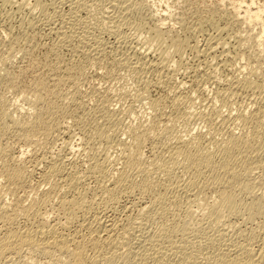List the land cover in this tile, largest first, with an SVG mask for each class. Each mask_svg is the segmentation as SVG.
<instances>
[{"label": "rangeland", "instance_id": "374dc122", "mask_svg": "<svg viewBox=\"0 0 264 264\" xmlns=\"http://www.w3.org/2000/svg\"><path fill=\"white\" fill-rule=\"evenodd\" d=\"M19 1H21V2H19ZM75 1L76 0H13L11 5H9L10 2L4 3V1L2 0V2H3L2 3L0 0V80H1L0 81V83H1L0 84V103L2 102L0 105H2L1 107L4 109L9 107L5 110L3 109L4 114L2 112H0V119H1L0 120V126L1 127L3 126L2 129L0 127V133L7 132V133L0 134V142L3 143L2 145L0 143V145H1L0 146V168H1L0 169V194H1L0 195V206H1L3 211L6 210V211L10 212L11 207H13V205H14L13 203H16L17 201L23 207H32V208H35L37 210L39 209L38 211H40L41 209H44V210H41L40 212H45L46 210L50 211V209L54 206V203H56L57 200H59V198H61V195L70 194L69 193L70 192L69 187H67L63 183L61 178L56 173L50 172L51 171L50 168L52 167L53 163L56 162V164H57L58 162H60V159H63L61 157H65V160H66L65 162L71 164L68 166H71L72 169L70 168L68 170L69 171L71 170L70 172H72L73 174H76V175H74L75 176L74 180L77 183L75 185L76 186L81 185V186H79L80 188L85 186V188L89 187L88 189H92L93 187H95V177L92 175L90 176L91 178L89 176H87V177L84 176V175L88 174V173H86L88 168L86 167V169H85L84 167L86 164H87L86 166L89 167V165H88V164H90L89 162L93 161L92 159H95L96 154L99 155L102 152L101 156H104L105 153L106 154L108 153V155H109L108 159L110 157H112L111 159H109L107 161V164L109 165L108 169H109V171H111V170L113 171V172L108 171V174H109L108 178L110 180L109 182H113L115 180V178L117 177V171H119L123 167V166H121V164H123V163H121V162H123L122 161L123 160V152L120 153L119 151L120 150L123 151L124 148L131 146V145H129V144H132V135H131L130 130H134V129H136V127H138L137 129H139L142 132H143V130L145 131V129H146L145 132L149 131L147 133V135H145V138H147V139L144 138L145 142L142 145L143 146L142 150L144 152L143 158L147 156L146 161L144 159V161L146 163L148 162L147 165H150L151 162L152 163L155 162V161H153V159L157 160V157H155L154 154L156 156H158L160 154V156H158V157H163L164 159H168V156H169L168 152L172 148H174L176 145L179 144L181 138L183 141L188 142L193 137V134L194 135L199 134V135L203 136L204 142H209V141H222V140L229 138L232 135H235L238 137L245 136L247 140L248 139L251 140L252 139L251 137L253 135L252 133L256 132V134L257 133H259V134L256 135L257 137H255V139L258 138L257 142L262 141L260 139L264 137V131H261L260 128L264 129L263 128L264 127V125H263L264 124V107H263V104H264V79H263L264 78V33L262 32V25L264 24V21L258 22V23L245 21L243 16L245 15L244 10L246 9V5L242 4L241 8L240 9L238 8L239 10L237 9V7L239 6L238 4H239L240 0H145V1L143 0V2H145L144 5L146 4L145 6H147V7H145V9H144L145 11L142 12V14H143V15L141 14L142 17L141 16L138 17V15H136L137 14L136 12L134 13V12L130 11L129 12L130 15L128 16V18L130 17V19L128 20L127 24L126 23L124 24L125 26L122 24H119V25H121V27L120 26L118 27V23H116L115 26L112 27L113 29L115 28L114 29L115 32L118 31L119 33H121V34H119L118 32H116V33H118L117 36H116V33L109 31L112 29L108 25L109 22L104 24L101 21L103 18L102 15L107 16L106 11L110 8V4H108V3L112 4V2L110 0H108L109 2L107 0H87V1H91L90 4L91 3H93V4L98 3V4L94 5V7H93L94 9L92 8L93 4L90 6L91 9H90V7H88L87 10L89 12H86L87 10L86 11L81 10V11H75L76 14L74 13V11H72L73 10L72 6L74 5V3H72V2H75ZM112 1L115 2L116 0H112ZM121 1H122V3H124L123 1H125V3H129L131 0H121ZM250 1L251 0H246V3H247V5L248 4L250 5V8L252 10H255L259 6H263V8H264V0H254L253 5L250 4L251 3ZM14 2L16 4H17V2L19 3L18 7L14 6L15 5ZM36 2L39 3L38 6L36 5ZM117 2H118V0H117ZM6 3H8V4H6ZM3 4H6L8 6L3 5ZM22 4H24L25 6ZM99 4H100V6H98ZM9 6H11V7H9ZM21 6L24 7V8H22L23 12L21 10ZM42 6H43V8H42ZM148 6L150 8H148ZM107 7H109V8H107ZM19 8L21 11L19 10ZM39 8H42L40 10H41V12L43 10V12H44V13L42 12L43 14L39 13L40 12L38 10ZM16 9H18L19 11H17ZM45 9H46V11H45ZM234 9H236V10H234ZM30 10L32 12H30ZM110 10H111V8L109 9V11ZM237 10L239 11V14H237ZM70 11H72V12H70ZM155 11H156V13L157 12L158 13L157 14L154 13ZM169 11H170V13H169ZM11 13H13V14H11ZM131 13H133V15H131ZM37 14H39V15H37ZM73 14H75V15L73 16ZM50 15H52V17ZM155 15H156V17H158L157 20H156ZM33 16H35V17H33ZM56 16H58V17H56ZM60 16L62 18H64L65 20L66 19L73 20V18H75V17H77L78 20L81 19L82 21L79 20V21H81L80 27H84V29H86V31L88 33V34H86L87 35L86 37L90 38V39H94L93 37L97 36L96 38L100 39V44H102V46H104V47H102L101 45H100L101 47L99 46V52L100 53L98 52L97 54H95V53L92 54L93 52H95V50H98V48L93 50V48L96 47L94 45V40L92 41V40L88 39L86 41L87 42L86 50L88 52L89 49H91L90 50L91 53L88 52V55L90 54L91 56L84 54L86 56L85 58H84L83 53L81 54L80 51L75 50L76 49L75 47H78V44L81 47L83 45V44H81V42H77V41H80V40H78L77 37L72 38L71 40L69 39L68 41H65V42H61L59 40V37L61 39L62 36L60 35V33H58L56 30H54V29H56V26L58 25L57 27H59V24L61 23ZM28 17H29L30 21L33 19L31 22L28 21V23L30 22L29 24H27V20H29ZM159 17H162V19H164V21H163L164 23L161 24V26L163 25V27H162L163 31L166 30V33L167 32L170 33L169 30L172 31V34L170 33V35L167 33L168 38H166V39H170L171 37L176 38V39H180V40L184 39V41L187 40L186 42H188L189 45H192L193 43L197 44L199 49H200V47L202 49H203V47H206V45L208 44L207 42H209V40H210V43L214 42L213 44L216 47H214V50H210V49H212V48H210L208 51V52H211V55L215 54L214 64L210 63V62H213V60H211L213 56L209 57L208 55H206L207 56L206 57V56H201L198 54L196 55L195 54L196 51L195 50L191 51V48H189V46L188 47L185 46V49L183 48V50L181 52V64H180L177 61L178 57L174 53V48L172 49L173 46L170 45L171 40H166L165 43H167V42H169V43H167V44L163 43L162 44V42H164L165 39H164V41L162 40V41L158 42L159 40L156 41L155 39H153L150 36L151 29L154 28L156 25L160 24ZM133 20H134V22L138 20L136 23V25H138V26L135 25ZM83 21H85V23ZM36 22H39V23H36ZM33 23L35 26H33ZM111 23H109V24L113 25V23L112 24ZM131 23H133L134 25H132ZM146 23L148 25H146ZM22 24L23 25L26 24L27 26L26 25L23 26ZM84 24H85V26H83ZM140 24L141 25L143 24L145 27L144 26L140 27ZM184 25H186V26H184ZM32 26H33V28H32ZM132 26H134V27H132ZM150 26H154V27L150 28ZM48 27H50V28H48ZM139 27H140V29H139ZM89 28H90V30H89ZM106 28H108V31L106 30ZM70 29H69V27L67 28V30L64 29L65 33H67V35L70 34V32H69V31H71ZM81 29L84 30L83 28H81ZM109 32H112L113 34L111 33L112 34L111 35ZM18 33L21 36V37L19 36V38H18V36H16V35H18ZM146 33H147V36L149 39L146 38L147 37ZM120 35L121 36L123 35L122 37L124 39H121L122 37ZM179 35H180V38H179ZM126 36H128V37H126ZM189 36L190 37L192 36L191 39H189L190 38ZM211 36H213L215 38H213V37L211 38ZM28 37H30V38H28ZM31 37L34 40H32ZM221 37H223V38H221ZM208 38H210V39H208ZM15 39H17V40L19 39V41H17V43H16ZM147 39H148V41H147ZM151 39H153V41ZM192 40H193V42H192ZM206 40H208V41L206 42ZM211 40H213V41H211ZM28 41H30V42H28ZM57 41H60L62 44H59V42H57ZM150 41H152V42H150ZM155 42L159 45H157ZM205 42H206V45L204 44ZM63 43H65V44H63ZM123 43H126V45ZM150 43H152V44H150ZM190 43H192V44H190ZM91 44H93L94 46L92 45L93 47H91ZM138 45L141 46V48L143 50H144L143 47H145V49L147 47H149L151 49V50H149V53L145 57V59L150 58V60H154L156 58L154 56H156L158 54V52L160 50H163V49H167L168 51H171L170 53L173 52L174 54L172 53L171 55H174V56L169 55V57L170 58L173 57L172 59H174V60L176 59L175 61L172 60V61H174L172 64H174L176 62L173 65L174 67L172 66L174 71H176V75H174L176 77L173 78L175 81L172 78H169V76L167 77L165 75V73H162V72L160 73V70L157 71L156 69H158V68H156L155 66H152V64H153V63H151L152 61L144 60L143 65H138L139 66L138 68H140V67L141 68L137 72L134 68H132L131 64H128V63L124 62L123 60H121L131 50H134V49H132V48H134V46H138ZM156 45L158 47H156ZM162 45H165V46H162ZM166 45L169 47H167ZM214 45H212V46H214ZM221 45H223L224 48H222L223 46L221 47ZM56 46H58L59 48ZM151 46H153V47H151ZM55 48L57 50V53H54V52H56ZM129 48H131V49H129ZM153 48L158 50L157 53H156V50H152ZM186 48H189L190 50L186 49ZM50 49H52V52ZM58 49L60 51H58ZM120 49H122V50H120ZM137 49H140V48L135 47V50H137ZM142 49H140V50H142ZM109 51H111L110 52L111 54L109 53ZM219 52L222 56L219 54ZM221 52H223V53H221ZM29 53H30V55H28ZM45 53H47V54H45ZM153 53H154V56H151V55H153ZM48 54L50 56H48ZM58 54L61 56H58ZM100 54H104V55H100ZM217 54L220 55L219 56L220 58H217ZM45 55H47V57ZM92 55H96V56L92 57ZM114 55H117V56H115L114 60H113ZM44 56H45L46 60H44L45 59ZM72 56H73V58H72ZM79 56H81V57H79ZM48 57H51V59ZM57 57H59V58H57ZM95 57H98V58H95ZM117 57L120 60H118ZM120 57H123V58H120ZM91 58H93V59H91ZM33 59L36 60L37 62L33 61ZM55 59H58V60H55ZM81 59H84L85 61H83ZM40 60L44 61V62L41 63V62H39ZM88 60H89V62H88ZM59 61H61V62H59ZM201 61H203V62H201ZM74 62L75 63L86 62V63H83L84 66H83L82 70H80V71H75V72L69 71V67H71L73 65L72 63H74ZM115 62H117V63H115ZM122 62H124V63L122 64ZM146 62H150V63H148L150 65L147 64V66H146ZM207 62L209 64H211L212 67L210 65H207L208 64ZM37 63L39 65H36ZM66 63L70 66H66L67 65ZM119 63H121V64H119ZM221 63H223L224 66ZM34 64L38 67H36ZM200 65H202V66H200ZM126 66H127V68H126ZM217 66H219L218 69H217ZM43 67L45 68V70L42 69ZM129 67L132 70L128 69ZM203 67H206V69L209 68L208 70H206L207 72H204L205 68L202 69ZM152 68H154V69H152ZM213 68H214V71L212 70ZM63 69H65V70H63ZM136 69H137V67H136ZM145 69L148 71H145ZM141 70H143V71H141ZM194 70H195V72H194ZM200 70H201V73H200ZM251 70L253 73L257 72L256 73L257 75H253V73L250 74ZM132 71H134V72H132ZM150 71H151V73H150ZM210 71H211V74H209ZM154 72L155 73L159 72V73H157V75H156V74H154ZM70 73H72V74H70ZM81 73H83V74H81ZM140 73H141V75H140ZM212 73H214V74H212ZM163 74L165 77L163 76ZM258 74L260 76H258ZM2 75H4V77ZM66 75H68V76H66ZM159 75H160L161 79H160V77H156ZM203 75L211 78V81H208V80H210L208 77H207V79H205L206 77ZM211 75H214V78H216L218 81L216 79H213L212 78L213 76L211 77ZM61 76H63V77H61ZM141 76H143V77H141ZM202 76H203V78H202ZM245 76H247V77H245ZM249 76H251V77H249ZM14 77L16 80L14 79ZM73 78H75V80ZM167 78H169V79H167ZM3 79H4V81H2ZM9 79H11V80L9 81ZM42 79H43V81H42ZM35 80H39V82H35ZM166 80L170 81V82L173 81V82H171L173 84H171L170 82H167ZM180 80L183 83L182 86H179V85H181ZM44 81H46V82H44ZM210 82H212L213 84H211ZM215 82H216V84H215ZM177 83H179V84H177ZM54 84L55 85L57 84V85L55 86ZM170 84H171V86L174 85V86H177L179 88V89H177L174 87V89H170L171 92L173 91L172 92L173 95L169 91V88H173V87H170ZM202 84H203V86H202ZM36 85H38V86H36ZM44 86H46V87H44ZM230 86H232V87H230ZM32 90H34L36 92H34ZM220 90H222V91H220ZM27 91H30L29 94L27 93ZM43 91H45V93ZM216 91L219 93L216 94L217 93ZM46 92H48V93H46ZM41 93L45 96V98H44V96H42ZM39 94H41V95H39ZM50 94H52V95H50ZM140 94H142V95H140ZM221 95H222V97H221ZM46 98L48 100H46ZM145 98H148V99H145ZM172 98H174V99H172ZM177 98H180V100ZM77 99H80L81 101L77 100ZM224 99H225V101H224ZM226 99H227V101H226ZM178 100H179V102H178ZM255 101H259V102H255ZM152 102L155 105L152 104ZM47 103L51 104L49 112H52V113L51 114L50 113L44 114V116H45L44 117V119H45L44 125L36 128L37 130H40V131L33 130L32 132H30L28 134V136L32 135L33 137L31 136V137H28V139H27V137L19 139V137L16 135V131H13V129L16 130L17 128H19V125L29 126L30 122H32L31 124L35 123V121H36L35 114L39 113L46 106ZM8 105H10V106H8ZM39 105L41 108L39 107ZM102 105H103V107H102ZM30 107H31V110H29ZM35 107H37V108H35ZM20 108H21V110H20ZM25 108H27V109H25ZM163 108H165V109H163ZM254 110H256V111H254ZM258 110H259V112H258ZM107 111H110L112 113V117L109 118L108 116H106L105 112H107ZM255 112L257 113L259 119H261L258 121L260 123L261 122L263 123V124L261 123L262 125L260 127L257 126V128L255 127L257 124L251 120V116L256 115ZM54 113H56V114H54ZM191 113H193V114H191ZM214 113H217V114L215 115ZM206 114H209L213 118L209 119L210 116L209 115L207 116ZM239 114H241V115H239ZM246 114H247V116H246ZM261 114H263V115H261ZM13 115L17 118H15ZM194 115H196V116H194ZM203 115H205L204 118H206V119H204V118L202 119ZM6 116H9L10 119H9V117H8V119H6ZM169 116H171V117H169ZM223 116L225 117L226 123L223 120L224 119ZM242 116L250 118L249 119L250 123L248 122V120L246 122L242 121V120H241L242 122L239 121L240 117H242ZM261 116H262V118H261ZM55 117L58 119H56ZM31 119H33V120L31 121ZM233 119H236V120H233ZM208 120H210V121H208ZM13 121H15V123ZM19 121H21V122L23 121V123L18 124ZM222 121H223V123H222ZM80 122H81V124H80ZM103 122H104V125H103ZM8 123H10V124H8ZM24 123H25V125H24ZM100 123H101V125H100ZM107 123H108V127H107ZM245 123H248L249 125L248 124L244 125ZM4 124H5V127H4ZM13 124H14V126H13ZM250 124H252V126ZM9 126H11V128ZM52 126H57V127H52ZM66 126H68V127H66ZM78 126H80V127H78ZM96 126H98V127H96ZM249 126H251L252 128ZM105 127H106V129H104ZM3 128H5V129H3ZM42 128H44V129H42ZM56 128H58V129L60 128V129L58 130ZM90 128H93V129H90ZM98 128H101V129H98ZM109 128H113V129H109ZM143 128H145V129H143ZM246 128H248V129H246ZM253 128H254V130L252 131L251 129H253ZM7 129H10V131ZM41 129L43 131H41ZM44 130L46 131V133L44 132ZM111 130H114V131L109 132ZM127 130H129V131L127 132ZM258 130L260 132H258ZM96 131H98L100 133L103 132V133L100 136H98L99 134H94V133H97ZM150 131H151V133H154V132L155 133L149 134ZM251 131H252V133H250ZM36 132H37V135H36ZM86 133H88V134L86 135ZM92 133H93V136H90V135H92ZM113 133H114V135H113ZM166 133H168V134H166ZM10 134H13V135H10ZM59 134H61V135H59ZM69 134H70V136H69ZM105 134L109 135L108 138H110V139L109 140L107 139V140L111 141L113 143H110L108 141L104 142V135ZM260 134H262V136H260ZM6 135H8V136L5 137ZM63 135L65 136L64 139H68V140H64L63 138H61V137H63ZM258 136L260 137V139ZM83 137H86V138L82 139ZM89 137H91V138H89ZM178 137H181V138H179L180 139L179 141H177ZM98 138H99V140H98ZM129 138H131V140ZM209 138L212 140H210ZM223 138H225V139H223ZM13 139H16L17 141L13 140ZM18 139H19V141H18ZM23 139L24 140L27 139L26 142H23L24 141ZM45 139H47V140H45ZM87 139H88V141H87ZM20 140H21V142H20ZM42 140H44V141H42ZM83 140H85V141H83ZM123 140H124V142H123ZM35 141H40V142H35ZM66 141L68 142V145H65ZM99 141H101V142H99ZM175 141H177L178 143ZM30 142L33 144H30ZM63 142H64V144H62ZM156 142H158V143H156ZM36 143H39V144H36ZM106 143H108V144L105 146ZM121 143L124 145H122ZM34 144H36V145H34ZM93 144H96V145H93ZM125 144L128 146H126ZM152 144H153V146H152ZM4 145H5V147H3ZM26 145H29V146H26ZM50 145H51V147H50ZM63 145L67 146V147H64ZM155 145H156V147H155ZM190 145L192 146L193 144H190ZM121 146L123 148H121ZM6 147H8V149H6ZM150 147L153 149H151ZM70 148H72V150ZM157 149H160V150H157ZM161 149L164 150V151H162L163 154L161 152ZM1 150H3L4 152L3 151L1 152ZM28 150H30V151L28 152ZM67 150H69V151L66 152ZM151 150H152V153H151ZM9 151H10V153H7ZM26 151L28 152V154ZM157 151H158V154H157ZM22 152L24 153L23 158L21 161L18 162L19 165L20 166L22 165L21 167H23V169H24L22 178H20L21 181L20 180H18L17 182L14 181V183L6 181L7 179L5 178V176H3L4 175V173H3L4 169H2L3 166L5 167V165L8 164V162H10V163L16 162L17 157ZM48 152H51L52 155H50V153H48ZM98 152H100V153H98ZM3 153H6L7 155L3 154ZM117 153H120L121 155H119ZM8 154H10V155H8ZM41 154H42V156H44L43 154L46 155L45 156L46 160L40 164L38 160L42 157ZM57 154L59 155V157H57ZM12 155H13V157H12ZM49 155H50V157H49ZM66 155H68L67 156L68 158L66 157ZM98 155L96 158H99V159L104 158V157H100V155L98 157ZM117 156L119 157V159H121V161L116 162V164H115L114 162L116 159H117V161H119ZM7 157H9V158H7ZM10 157H12V158H10ZM31 157H33V158H31ZM87 157L90 158L91 160L88 159ZM47 158H48V160H47ZM148 158H151V159L153 158V159L151 160ZM255 158L257 161L256 164H258V163H260V164H258L259 165L258 166V165L253 163V166H252L253 170H251V171H253V172L250 173V177H251L250 182L252 181L251 182V185H252L251 188L252 189L250 191H248L249 192L248 193L245 190L241 189V186L237 187L238 185H236V188L234 189V193L236 192L235 193L236 200H237V202H239V203H236V205L238 207L234 206L235 207V208L233 207L234 209L224 208L223 210H221V216H220L217 227L221 228V229L222 228L226 229L227 234L231 235L230 239H229V235H226L227 240L229 241V242H226V245H229L227 243L233 244L234 243L233 241L240 242V243L243 242V244H247L245 242L244 237H242V236L239 238L238 237L233 238L234 234L232 235V233L235 232L237 229L241 228V229H243L242 233H244V236H248L249 234H253V235L255 234L254 235L255 238L253 237L254 241H255L254 242L255 244L253 246H255V248L261 247V246H262V248L264 247V228H262V227H264V218L261 219V218H257V217H254V218L250 217L249 215H247L248 212L245 208V206H246L245 204H249L254 198H260L261 200H264V162H263L264 154H262V153L256 154ZM12 159H14V160H12ZM261 159H263V160H261ZM2 160H4V162H2ZM7 160H8V162H7ZM259 160H260V162H259ZM5 161H6V163H5ZM109 161H111V162H109ZM108 162L110 164L112 163L111 164L112 167ZM33 163H34V165H33ZM72 163H74V164H72ZM36 164H37V167H35ZM45 165H47V166H45ZM72 165H74V166H72ZM76 165H78V166H76ZM113 165H114V167H113ZM255 165H256V168H255ZM260 165H262V166H260ZM116 166H117V168H115ZM79 167H81V168H79ZM149 167H151V166H149ZM30 169H32V170H30ZM33 169H36L35 172L33 171ZM84 169L86 171L84 172L83 175H81L79 177L78 176L79 173L80 174H81V172L83 173ZM24 171H26V172H24ZM1 172H2V174H1ZM29 172H31V173H29ZM49 175H53V176H49ZM56 176H58V177H56ZM111 176H112V178L115 176L114 179H112ZM183 176L184 175H180V179L186 178L185 176L184 177ZM24 177L27 179H25ZM139 177H141V176L138 173H135V171L132 173V179L135 182L140 181V180H138V179H141ZM134 178H136V179H134ZM82 179H84L85 181H83ZM76 180H78V181H76ZM4 182L5 183L7 182V183L5 184ZM16 185L17 186L19 185V186L17 187ZM52 185H54V186H52ZM55 186L57 188H55ZM58 186L62 187V188H59ZM7 188H9V189L11 188L10 191H7L8 190ZM3 189H6L5 192ZM19 189H23V190H19ZM203 190L204 191L202 193H200V195L205 196L204 194H206V198H208L206 200L209 203V204L208 203L207 204H208V206H210V204L214 203L213 201H214L216 195L215 194H214V196H212V195L214 192L216 193V191H215L216 189L211 188V187H205ZM55 191H57V192L55 193ZM67 191H69V192H67ZM6 192H8V193H6ZM46 192H51L50 196H51V198H54V199H51L50 204L48 202V204L44 205V206L47 205L46 206L47 209H46V207L40 206V204H38V203H40V200H41L40 197L42 198L44 193H46ZM136 193L137 192L134 191L131 194L129 193L130 195L127 193L128 194L127 195L125 192H122L117 196L120 198H116L118 200H116V199L114 200L116 202L109 200V202L107 201L109 204L107 202H104L103 204H100L98 206L99 207L98 209L103 208L105 210L104 215L106 216L108 214L106 216L107 218H108V216H110L108 219L115 218V219H118L117 220V221H119L118 223L123 221L121 224H126L125 218L127 216H130L131 222H133L132 224L136 226V228H135V226L133 227V228H135V229H133L135 231H132V234H131V235H133V237L130 236L129 237L130 240H127L129 243L127 245V247L129 245H132V246H130V249H132V250L129 251V252H132L131 253V259L132 260H130L131 262L129 261L128 263H125V264H135L136 261H139L140 260L139 255L141 254L139 247H138L139 243L145 239L144 236L147 235V233L158 232L164 226L162 224L164 222V220H160V218H158L156 216L152 217V218H154V220H156V222L152 221L153 220L152 218H150L152 220H150L148 222L147 216L145 215L146 213H141V211L138 208L139 206L137 204H135L136 207L133 206L132 209L130 208V210H132V211L127 210L126 206H130V204H132L133 201L136 202L139 199L138 193L137 194ZM2 194H4V196ZM5 194H7V195H5ZM88 194H90V193H88ZM57 195H58V197H57ZM101 196L105 197V194H103ZM250 196H252V197L250 198ZM4 197L6 198V200ZM16 197H18V198H16ZM8 199H9V201H11V200L12 201L9 202V201H7ZM181 199H182V201H181L182 206H181V209L179 210V213L178 212H177V214L175 213V216H176L175 220H177V217L181 218L183 213L185 214L187 209L189 210L190 208H192V209H190V212L188 211L190 213V217H188V221L186 222L188 224L190 223L188 225L190 228L187 227L186 231L187 230L188 231L182 232L185 234H181V233L176 234L177 238H175V239H181V238L184 239L185 238L186 241L190 243V245H191L192 240L198 241L200 239L199 240L200 242L204 241L202 239L203 238L205 239V237H204L205 232L206 231L207 232L213 231L209 227H207V222H206L207 219L205 218L206 216H204V215H207L206 214L207 212L206 211L205 212L203 211L204 213L199 212L201 210H198V209H200V207L202 206V203H199V201L196 200L197 201L196 202V201L192 200L193 198L189 199L186 197H182ZM20 200L23 201V203L20 202ZM187 200H189V201H187ZM119 201H121V202H119ZM247 201H249V203H247ZM105 203H107L108 205ZM104 204H105V206H104ZM112 204H113V206H112ZM116 204H117V206H114ZM243 205H245V206H243ZM101 206H103V207H101ZM109 206L112 208H110ZM122 206H124L126 208V210ZM7 207H9V208H7ZM107 207L109 209H106ZM191 210H193L195 212L193 214H191L193 212ZM231 211H233V212H231ZM118 215L120 218L118 217ZM125 215H127V216H125ZM245 216H247V217H245ZM20 218H18L20 220H17V222H16V224H17L16 227L18 229H22V228L24 229V227L26 226L25 225L26 222L24 221L25 219H23L22 217H20ZM140 220L142 223H140ZM145 221H147V223ZM161 221H162V223H161ZM171 221L172 220H169V219L167 221L165 220L164 224H167V223L170 224ZM179 221H181V220L179 219ZM23 223H25V224H23ZM138 223L142 224L144 228H142V225L139 226ZM169 224H167V225H169ZM144 225H146V226H144ZM203 227H206V228H203ZM1 228L2 227L0 224V231L3 230V228L2 229ZM201 228H203V229H201ZM215 228L216 227H214L213 229H215ZM261 228H262V230H261ZM201 230H203V231H201ZM2 232H0V234ZM135 233H138V234H135ZM139 234H143V235H139ZM198 237H199V239H198ZM196 239H198V240H196ZM208 240L211 241V239H208ZM227 240L225 239L224 242ZM133 241L135 243L136 242L137 243L135 244ZM213 241H215V240H213ZM237 244H239V243H236L235 246ZM190 245L188 244V246L185 248L186 252H188V250H191V252H192V251H194V249L196 252V247L193 244H192V246H194V248ZM226 245H223V246H226ZM256 245H257V247H256ZM229 246L232 248L234 246V244H233V246H231V245H229ZM127 247H125V248L122 247L123 249H121L120 251H122V252L126 251ZM233 248H236V247H233ZM127 252H128V250H127ZM29 254L30 253H28V252H24V253L18 255L20 257H16V256L11 257V258H9V260L12 259L11 261L5 259L4 263L2 262L0 264H15V263L16 264H20V263L21 264H37V263L55 264L54 262L51 263V262H48L46 260L44 261V259H42L40 257H35L34 255H29ZM187 254H189V253H187ZM201 254H203V253H200L199 255H201ZM30 256H31V258H30ZM202 256L203 255H201V259L203 261L201 263L205 262V260L203 259L204 257H202ZM38 258H40V259H38ZM174 258L176 259V257H174ZM32 259L36 260L35 263H34V261H31ZM175 259L173 260V261H176V262H174L175 264H178V263L183 264L184 263L182 260L180 261L178 259H176V260ZM8 261H9V263H8ZM132 261H134V262L132 263ZM122 262L124 263V261H122ZM122 262H119V263L121 264ZM136 264H143V263L140 261V263L137 262Z\"/></svg>", "mask_w": 264, "mask_h": 264}, {"label": "bare ground", "instance_id": "6f19581e", "mask_svg": "<svg viewBox=\"0 0 264 264\" xmlns=\"http://www.w3.org/2000/svg\"><path fill=\"white\" fill-rule=\"evenodd\" d=\"M4 3L5 2H10L9 5H11L12 1L13 0H3ZM108 1V0H107ZM112 2L111 3H108L110 4V8L111 10L109 11V8L107 11H106V15L107 16H103L102 15V22L104 24H106L107 22L109 23H113V25H109V27H114L116 23H118V27L121 25L119 24H122L124 25L125 23L127 24L128 23V20L130 19V17L128 18V16L130 15L129 12L132 11V12H136L138 15V17L141 16L142 12H144L145 10V6L143 2V0H131L129 3H125V1H123L124 3H122L121 0H117L114 2L112 0H110ZM121 1V2H120ZM145 1V0H144ZM2 2V0H1ZM21 2V1H19ZM89 2V3H88ZM91 1H87V0H76L75 2H72L74 3V5L72 6L73 7V10L74 13L76 14L75 11H81V10H84L86 11L88 9V7H90L93 3L90 4ZM101 2V1H100ZM109 2V1H108ZM147 2V1H146ZM251 3L250 4H254V0H251L250 1ZM3 3V2H2ZM15 3V2H14ZM25 3V2H24ZM54 3V2H53ZM8 4V3H6ZM6 4H3V5H6ZM18 2L17 4L15 3L14 6H17L18 7ZM38 2H36V5L38 6ZM67 4V3H66ZM70 4V3H69ZM98 3H95L93 4L92 8L94 7V5H96ZM244 4L246 5V9L244 10V13L245 15L243 16L244 20L245 21H248V22H263L264 21V8L263 6H259L257 7L255 10H252L250 8V5L246 3V0H240L239 1V6L237 7V9L241 8V5ZM24 5V4H22ZM31 5V4H30ZM55 5V4H54ZM71 5V4H70ZM8 6V5H6ZM13 6V7H14ZM20 6V5H19ZM25 6V5H24ZM100 6V4L98 5ZM103 6V5H102ZM11 7V6H9ZM30 7V6H29ZM36 7V6H35ZM41 7V6H40ZM22 7L21 6V10H22ZM43 8V6H42ZM42 8H39L38 10L40 11L39 13H42L40 9ZM105 8V7H104ZM148 8H150L148 6ZM31 9V8H30ZM33 9V8H32ZM91 9V7H90ZM94 9V8H93ZM238 9V10H239ZM5 10V9H4ZM10 10V9H9ZM17 11L19 10L16 9ZM20 10V11H21ZM29 10V9H28ZM236 10V9H234ZM237 10V14H239V11ZM7 11V10H6ZM16 11V12H17ZM46 11V9H45ZM70 11V12H72ZM23 12V10H22ZM30 12H32L30 10ZM35 12V11H34ZM49 12V11H48ZM86 12H89L88 10ZM236 12V11H235ZM44 13V12H43ZM42 13V14H43ZM152 13V12H151ZM156 13V11L154 12ZM158 13V12H157ZM156 13V14H157ZM170 13V11H169ZM7 14V13H6ZM13 14V13H11ZM28 14V13H27ZM30 14V13H29ZM52 14V13H51ZM73 14V16L75 15ZM79 14V13H78ZM34 15V14H33ZM39 15V14H37ZM56 15V14H55ZM131 15H133V13H131ZM143 15V14H142ZM149 15V14H148ZM11 16V15H10ZM43 16V15H42ZM52 17V15H50ZM59 16V15H58ZM56 16V17H58ZM161 16V15H160ZM35 17V16H33ZM38 17V16H37ZM41 17V16H40ZM70 17V16H69ZM135 17V16H134ZM142 17V16H141ZM144 17V16H143ZM156 17V15H155ZM60 21L61 23L59 24V27L56 26V30L58 33H60V35L62 36L61 39L59 37V40L61 42H65V41H68L69 39L71 40L72 38H75L77 37L78 40L80 41H77V42H81L82 47L78 44V47H75L76 51H80L81 54L83 53L88 55V52L91 53V49H89V51L87 52L86 50V45H87V40L90 39V38H87L86 34L87 31L86 29H84V27H80V24H81V21H79L77 19V17L73 18V20H69V19H64L60 16ZM79 18V17H78ZM95 18V17H94ZM93 18V19H94ZM158 17H156V20H157ZM29 19V17H28ZM42 19V18H41ZM84 19V18H83ZM134 19V18H133ZM140 19V18H139ZM33 20V19H32ZM31 20V21H32ZM35 20V19H34ZM37 20V19H36ZM52 20V19H51ZM69 20V21H68ZM29 20H27V24ZM38 21V20H37ZM68 21V22H67ZM138 21V20H137ZM137 21L133 22L137 23ZM143 21V20H142ZM146 21V20H145ZM164 19H162V17H159V22L160 24L159 25H156L155 27L154 26H150V28L154 27L151 29V33H150V36L155 39L156 41L159 40L158 42L160 41H165L162 42L165 43L166 40H171V43L170 45H172V49L174 48V53L175 55L178 57V62L181 64V52L183 50V48L185 49V46H189V48H191V51L192 50H195L196 51V55H201V56H206L208 55L209 57L213 56L211 60H213V62H210V63H213L214 64V60H215V54H212L211 55V52H208L210 48V50H214V47H216L213 43L214 42H211L210 43V40L209 42H207L208 40H206V42L209 44L206 45V42L204 43L206 45V47H203V49L200 47L197 46V44L195 43H190L192 45H189L188 42L184 41L183 40H180V39H176V38H170V39H166L168 38V34L170 35V33L172 34V31L169 30L170 33H166V30L163 31L162 27L163 25L161 26V24H163L164 22ZM22 22V21H21ZM48 22V21H47ZM85 23V21H83ZM132 22V21H131ZM148 22V21H147ZM157 22V21H156ZM36 23H39V22H36ZM35 23V24H36ZM43 23V22H42ZM54 23V22H53ZM59 23V22H58ZM94 23V22H93ZM111 23V24H112ZM210 23V22H209ZM20 24V23H19ZM87 24V23H86ZM132 25H134L133 23H131ZM188 24V23H187ZM198 24V23H197ZM203 24V23H202ZM23 25V24H22ZM26 25V24H24ZM23 25V26H24ZM43 25V24H42ZM130 25V24H129ZM128 25V26H129ZM146 25H148L146 23ZM13 26V25H12ZM27 26V25H26ZM33 26L34 23H33ZM32 26V28H33ZM47 26V25H46ZM55 26V25H54ZM85 26V24L83 25ZM105 26V25H104ZM125 26V25H124ZM138 26V25H136ZM144 25L140 24V27H143ZM186 26V25H184ZM197 26V25H196ZM202 26V25H201ZM41 27V26H40ZM69 27V29L71 31L69 35H67V33H65V30H67V28ZM89 27V26H88ZM108 27V28H109ZM117 27V26H116ZM134 27V26H132ZM139 27V29H140ZM145 27V26H144ZM148 27V26H147ZM50 28V27H48ZM79 28V29H78ZM81 28H83L84 30H82ZM99 28V27H98ZM108 28H106V30L108 31ZM128 28V27H127ZM126 28V29H127ZM11 29V28H10ZM101 29V28H100ZM113 29V28H112ZM109 30V31H112L114 33L118 32L116 31L115 32V28L113 30ZM117 29V28H116ZM119 29V28H118ZM134 29V28H133ZM171 29V28H170ZM173 29V28H172ZM90 30V28H89ZM99 30V29H98ZM142 30V29H141ZM21 31V30H20ZM34 31V30H33ZM52 31V30H51ZM11 32V31H10ZM32 32V31H31ZM35 32V31H34ZM55 32V31H54ZM91 32V31H90ZM112 32H109L110 34ZM219 32V31H218ZM222 32V31H221ZM262 32L264 33V24L262 25ZM108 33V34H109ZM119 33V32H118ZM118 33H116V36L118 35ZM126 33V32H125ZM24 34V33H23ZM113 34V33H112ZM111 34V35H112ZM121 34V33H119ZM7 35V34H6ZM58 35V34H57ZM15 36V35H14ZM20 36V34L18 33V35ZM26 36V35H25ZM115 36V37H116ZM121 36V35H120ZM123 36V35H122ZM121 36V37H122ZM146 36H147V33H146ZM215 36V35H214ZM21 37V36H20ZM58 37V36H57ZM97 36L93 37L94 39H90V40H94V45L96 47L93 48V50L97 49L98 50H95V52H93L92 54H97L99 52V46L102 44H100V39L96 38ZM128 37V36H126ZM130 37V36H129ZM150 37V38H151ZM190 37V36H189ZM192 37V36H191ZM191 37L189 39H191ZM213 36H211L212 38ZM30 38V37H28ZM101 38V37H100ZM120 38V37H119ZM131 38V37H130ZM148 38V36L146 37ZM179 38H180V35H179ZM215 38V37H213ZM218 38V37H217ZM223 38V37H221ZM32 39V37H31ZM121 39H124L123 37ZM149 39V38H148ZM147 39V41H148ZM153 39H151L153 41ZM207 39V38H206ZM210 39V38H208ZM16 43L17 41H19V39H15ZM34 40V39H32ZM119 40V39H118ZM216 40V39H215ZM219 40V39H218ZM217 40V41H218ZM60 41H57L59 42V44H62ZM102 41V40H101ZM150 41V42H152ZM213 41V40H211ZM222 41V40H221ZM220 41V42H221ZM30 42V41H28ZM37 42V41H36ZM90 42V41H89ZM139 42V41H138ZM190 42V41H189ZM193 42V40H192ZM242 42V41H241ZM56 43V42H55ZM54 43V44H55ZM105 43V42H104ZM119 43V42H118ZM156 43V42H155ZM169 43V42H167ZM165 43V44H167ZM240 43V42H239ZM20 44V43H19ZM31 44V43H30ZM57 44V43H56ZM65 44V43H63ZM68 44V43H67ZM90 44V43H89ZM126 45V43H123ZM130 44V43H129ZM152 44V43H150ZM149 44V45H150ZM157 44V43H156ZM241 44V43H240ZM11 45V44H10ZM13 45V44H12ZM93 44H91V47ZM159 45V44H157ZM156 45V47H158ZM169 45V44H168ZM214 45V46H212ZM224 45V44H223ZM221 45V47L223 46ZM41 46V45H40ZM59 46V45H58ZM56 46V47H58ZM61 46V45H60ZM100 46V47H101ZM119 46V45H118ZM146 46V45H145ZM148 46V45H147ZM162 46H165V45H162ZM167 46V45H166ZM208 46V47H207ZM219 46V45H218ZM54 47V46H53ZM104 47V46H102ZM135 47L137 48H141V46H134V50H131L127 55H125V57H120V58H123L121 60H123L124 62L128 63V64H131L132 65V68H134L137 72L138 70L141 68H138L139 66L138 65H143L144 64V60H149V61H152L151 63L152 66H155L157 71L160 70V73H165V75L169 78H174L176 76V71H174L173 69V65L172 64L175 60L170 58L169 55H171L172 53H170L171 51H168L167 49H163V50H160L158 52V54L156 56H154V53L153 55L151 56H154L156 57L154 60H150L149 59H145V57L148 55L149 53V50H151L149 47H147L144 50H140V49H137L135 50ZM153 47V46H151ZM169 47V46H167ZM15 48V47H14ZM26 48V47H25ZM51 48V47H50ZM59 48V47H58ZM89 48V47H88ZM189 48H186V49H189ZM224 48V46L222 47ZM23 49V48H22ZM29 49V48H28ZM31 49V48H30ZM72 49V48H71ZM131 49V48H129ZM159 49V48H158ZM51 52H52V49H50ZM56 50V48H55ZM109 50V49H108ZM122 50V49H120ZM152 50H156V49H152ZM190 50V49H189ZM224 50V49H223ZM35 51V50H34ZM58 51H60L58 49ZM73 51V50H72ZM102 51V50H101ZM105 51V50H104ZM125 51V50H124ZM158 50H156V53H157ZM173 51V50H172ZM74 52V51H73ZM111 51H109L110 53ZM153 52V51H152ZM151 52V53H152ZM194 52V51H193ZM48 53V52H47ZM45 53V54H47ZM54 53H57V50L56 52ZM100 53V52H99ZM102 53V52H101ZM173 53V54H174ZM216 53V52H215ZM223 53V52H221ZM111 54V53H110ZM113 54V53H112ZM122 54V53H121ZM194 54V53H193ZM220 54V52H219ZM30 55V53L28 54ZM100 55H104V54H100ZM195 55V56H196ZM221 55V54H220ZM217 54V58H220ZM47 57V55H45ZM44 56V58H45ZM48 56H50L48 54ZM54 56V55H53ZM58 56H61L58 54ZM78 56V55H77ZM88 56H91L90 54ZM93 56H96V55H92ZM117 56V55H114L113 56V60H114V57ZM120 56V55H119ZM122 56V55H121ZM171 56H174V55H171ZM222 56V55H221ZM56 57V56H55ZM81 57V56H79ZM86 56L84 55V58ZM197 57V56H196ZM195 57V58H196ZM207 57V56H206ZM51 59V57H48ZM59 58V57H57ZM73 58V56H72ZM76 58V57H75ZM95 58H98V57H95ZM198 58V57H197ZM214 58V59H213ZM225 58V57H224ZM40 59V58H39ZM88 59V58H87ZM93 59V58H91ZM90 59V60H91ZM116 59V58H115ZM118 59V57H117ZM204 59V58H203ZM209 59V58H208ZM38 60V59H37ZM46 60V58L44 59ZM55 60H58V59H55ZM62 60V59H61ZM79 60V59H78ZM83 61H85L84 59H81ZM120 60V59H118ZM174 60V61H172ZM197 60V59H196ZM210 60V59H209ZM210 60V61H211ZM217 60V59H216ZM33 61H36L33 59ZM51 61V60H50ZM77 61V60H76ZM80 61V60H79ZM95 61V60H94ZM116 61V60H115ZM154 61V62H153ZM200 61V60H199ZM198 61V62H199ZM205 61V60H204ZM207 61V60H206ZM37 62V61H36ZM39 62H44V61H39ZM55 62V61H54ZM58 62V61H57ZM61 62V61H59ZM81 62V61H80ZM89 62V60H88ZM120 62V61H119ZM122 62V64L124 63ZM203 62V61H201ZM200 62V63H201ZM52 63V62H51ZM70 63V62H69ZM83 63H86V62H82V63H72L73 65L71 67H69V71H72V72H75V71H80L82 70L83 68ZM117 63V62H115ZM150 63V62H146V66L147 64ZM208 63V62H207ZM224 63V62H223ZM223 63H221L223 65ZM67 64V63H66ZM121 64V63H119ZM178 64V63H177ZM199 64V63H198ZM204 64V63H203ZM206 64V63H205ZM212 64V65H213ZM217 64V63H216ZM215 64V65H216ZM35 65V64H34ZM36 65H39L38 63ZM35 65V66H36ZM150 65V64H148ZM207 65H210L211 64H207ZM48 66V65H47ZM54 66V65H53ZM66 66H70V65H66ZM130 66V65H129ZM145 66V65H144ZM151 66V67H152ZM173 66V67H172ZM202 66V65H200ZM205 66V65H204ZM224 66V65H223ZM38 67V66H36ZM49 67V66H48ZM65 67V66H64ZM86 67V66H85ZM137 67V69H136ZM143 67V66H142ZM150 67V68H151ZM212 67V66H211ZM66 68V67H65ZM127 68V66H126ZM176 68V67H175ZM205 68V71L204 72H207L206 70V67H203L202 69ZM219 68V66H217V69ZM42 69L45 70V68L43 67ZM128 69H131L130 67ZM154 69V68H152ZM177 69V68H176ZM65 70V69H63ZM84 70V69H83ZM132 70V69H131ZM150 70V69H149ZM188 70V69H187ZM214 71V68L212 69ZM254 70V69H253ZM143 71V70H141ZM145 71H148L145 69ZM185 71V70H184ZM212 71V72H213ZM66 72V71H65ZM134 72V71H132ZM140 72V71H139ZM178 72V71H177ZM195 72V70H194ZM216 72V71H215ZM246 72V71H245ZM136 73V72H135ZM151 73V71H150ZM159 73V72H157ZM157 73L154 72V74L157 75ZM200 73H201V70H200ZM252 70L250 71V74H252ZM257 72L253 73V75H257L256 74ZM12 74V73H11ZM69 74V73H68ZM72 74V73H70ZM83 74V73H81ZM211 74V71L210 73ZM208 74V75H209ZM214 74V73H212ZM249 74V73H248ZM249 74V75H250ZM141 75V73H140ZM162 75V74H161ZM197 75V74H196ZM4 77V75H2ZM68 76V75H66ZM78 76V75H77ZM164 76V74H163ZM205 76V75H203ZM202 76V78H203ZM210 76V75H209ZM213 76V77H212ZM252 76V75H251ZM249 76V77H251ZM258 76H260L258 74ZM2 77V78H3ZM13 77V76H12ZM63 77V76H61ZM143 77V76H141ZM140 77V78H141ZM156 77H160L159 76H156ZM165 77V76H164ZM163 77V78H164ZM199 77V76H198ZM206 77V76H205ZM208 77V76H207ZM207 77L205 79H207ZM211 77L213 79H216L214 78V75H211ZM247 77V76H245ZM263 77V76H262ZM65 78V77H64ZM68 78V77H67ZM152 78V77H151ZM167 78V79H169ZM209 78V77H208ZM228 78V77H227ZM230 78V77H229ZM15 79V77H14ZM75 80V78H73ZM146 79V78H145ZM150 79V78H149ZM161 79V77H160ZM171 79V80H172ZM176 79V78H175ZM210 80L208 81H211V78H209ZM235 79V78H234ZM245 79V78H244ZM264 79V78H263ZM8 80V79H7ZM11 79H9L10 81ZM16 80V79H15ZM47 80V79H46ZM65 80V79H64ZM73 80V81H74ZM174 80V79H173ZM217 80V79H216ZM248 80V79H247ZM1 81V80H0ZM4 81V79L2 80ZM43 81V79H42ZM141 81V80H140ZM167 81V80H166ZM175 81V80H174ZM178 81V80H177ZM198 81V80H197ZM218 81V80H217ZM35 82H39V80H35ZM46 82V81H44ZM55 82V81H54ZM167 82H170V81H167ZM173 82V81H171ZM170 82V83H171ZM181 82V80H180ZM213 82V81H212ZM212 82H210L211 84H213ZM7 83V82H6ZM11 83V82H10ZM49 83V82H48ZM154 83V82H153ZM1 84V83H0ZM34 84V83H33ZM37 84V83H36ZM47 84V83H46ZM142 84V83H141ZM149 84V83H148ZM151 84V83H150ZM173 84V83H171ZM170 84V87H173V88H169V91L170 89H174L177 88L179 89L177 86H174L172 85L171 86ZM175 84V83H174ZM179 84V83H177ZM181 85L179 86H182L183 83L181 82L180 83ZM216 84V82H215ZM241 84V83H240ZM246 84V83H245ZM55 85V84H54ZM57 85V84H56ZM55 85V86H56ZM200 85V84H199ZM242 85V84H241ZM13 86V85H12ZM38 86V85H36ZM203 86V84H202ZM245 86V85H244ZM31 87V86H30ZM46 87V86H44ZM50 87V86H49ZM60 87V86H59ZM197 87V86H196ZM223 87V86H222ZM232 87V86H230ZM247 87V86H246ZM183 88V87H182ZM33 89V88H32ZM42 89V88H41ZM61 89V88H60ZM181 90V89H180ZM26 91V90H25ZM31 91V90H30ZM30 91H27V93L29 94ZM34 91V90H32ZM46 91V90H45ZM45 91H43L45 93ZM176 91V90H175ZM222 91V90H220ZM224 91V90H223ZM36 92V91H34ZM49 92V91H48ZM46 92V93H48ZM173 92V91H172ZM170 91V93L173 95ZM217 92V91H216ZM39 93V92H38ZM77 93V92H76ZM219 92H217L216 94H218ZM42 94V93H41ZM39 94V95H41ZM58 94V93H57ZM52 95V94H50ZM142 95V94H140ZM146 95V94H145ZM31 96V95H30ZM35 96V95H34ZM42 96H44L42 94ZM147 96V95H146ZM175 96V95H174ZM41 97V96H40ZM49 97V96H48ZM76 97V96H75ZM142 97V96H141ZM148 97V96H147ZM190 97V96H189ZM222 97V95H221ZM28 98V97H27ZM30 98V97H29ZM33 98V97H32ZM45 98V96H44ZM144 99V98H143ZM145 99H148V98H145ZM171 99V98H170ZM174 99V98H172ZM180 100V98H177ZM219 99V98H218ZM46 100H48L46 98ZM77 100H80V99H77ZM153 100V99H152ZM178 100V102H179ZM45 101V100H44ZM81 101V100H80ZM149 101V100H148ZM155 101V100H154ZM225 101V99H224ZM227 101V99H226ZM100 102V101H99ZM156 102V101H155ZM158 102V101H157ZM255 102H259V101H255ZM2 103V102H1ZM0 103V104H1ZM5 103V102H4ZM177 103V102H176ZM261 103V102H260ZM152 104H154L152 102ZM259 104V103H258ZM263 104V103H262ZM261 104V105H262ZM50 103H47L46 106L37 114H35L36 116V121L35 123L31 124L32 122H30V125L29 126H22V125H19V128H17L16 130L13 129V131H16V135L20 138H26L28 139V137H31V136H28V134L30 132H32L33 130H37L36 128L39 127V126H42L44 125V122H45V119H44V114H51L52 112H49L50 111ZM61 105V104H60ZM155 105V104H154ZM2 105H0V112H4L5 109L9 108H2L1 107ZM5 106V105H4ZM10 106V105H8ZM153 106V105H152ZM28 107V106H27ZM40 107V105H39ZM43 107V106H42ZM103 107V105H102ZM164 107V106H163ZM257 107V106H256ZM263 107H264V104H263ZM17 108V107H16ZM37 108V107H35ZM41 108V107H40ZM39 108V109H40ZM75 108V107H74ZM155 108V107H154ZM157 108V107H156ZM4 109V110H3ZM27 109V108H25ZM54 109V108H53ZM160 109V108H159ZM165 109V108H163ZM193 109V108H192ZM260 109V108H259ZM21 110V108H20ZM31 110V107L30 109ZM36 110V109H35ZM158 110V109H157ZM58 111V110H57ZM56 111V112H57ZM67 111V110H66ZM105 111V110H104ZM111 111V110H110ZM110 111H107L105 112L106 116H108L109 118L112 117V113ZM150 111V110H149ZM154 111V110H153ZM216 111V110H215ZM256 111V110H254ZM103 112V111H102ZM190 112V111H189ZM195 112V111H194ZM193 112V113H194ZM214 112V111H213ZM218 112V111H217ZM231 112V111H230ZM259 112V110H258ZM1 113V114H2ZM13 113V112H12ZM59 113V112H58ZM157 113V112H156ZM191 113V114H193ZM242 113V112H241ZM246 113V112H245ZM244 113V114H245ZM256 113V112H255ZM261 113V112H260ZM4 114V113H3ZM23 114V113H22ZM56 114V113H54ZM205 114V113H204ZM215 115L217 113H214ZM213 114V115H214ZM238 114V113H237ZM248 114V113H247ZM246 114V116H247ZM63 115V114H62ZM80 115V114H79ZM178 115V114H177ZM187 115V114H186ZM199 115V114H198ZM201 115V114H200ZM207 116L209 114H206ZM241 115V114H239ZM251 115V114H250ZM263 115V114H261ZM14 116V115H13ZM34 116V117H35ZM56 116V115H55ZM82 116V115H81ZM196 116V115H194ZM205 115H203L202 119L204 118ZM210 116V115H209ZM238 116V115H237ZM9 116H6V119H8ZM12 117V116H11ZM15 117V116H14ZM156 117V116H155ZM168 117V116H167ZM171 117V116H169ZM218 117V116H217ZM220 117V116H219ZM224 117V116H223ZM13 118V117H12ZM17 118V117H15ZM23 118V117H22ZM53 118V117H52ZM56 118V117H55ZM213 118L212 116L209 117V119ZM262 118V116H261ZM10 119V117H9ZM24 119V118H23ZM34 119V118H33ZM31 119V121L33 120ZM47 119V118H46ZM58 119V118H56ZM206 119V118H204ZM230 119V118H229ZM250 118L248 117H245V116H242L240 117V120L239 121H247L248 122L250 121L249 120ZM1 120V119H0ZM35 120V119H34ZM54 120V119H53ZM108 120V119H107ZM151 120V119H150ZM172 120V119H171ZM217 120V119H216ZM224 122L226 121L225 120V117H224ZM232 120V119H231ZM233 120H236V119H233ZM251 120L256 123L257 125L255 126L257 128V126H261L262 124L258 121V120H261L259 119L257 113L256 115H253L251 116ZM7 121V120H6ZM11 121V120H10ZM16 121V120H15ZM15 121H13L15 123ZM210 121V120H208ZM212 121V120H211ZM241 121V122H242ZM27 122V121H26ZM109 122V121H108ZM23 123V121H19L18 124H21ZM28 123V122H27ZM55 123V122H54ZM60 123V122H59ZM88 123V122H87ZM146 123V122H145ZM207 123V122H206ZM214 123V122H213ZM223 123V121H222ZM226 123V122H225ZM250 123V122H249ZM10 124V123H8ZM52 124V123H51ZM81 124V122H80ZM141 124V123H140ZM208 124V123H207ZM210 124V123H209ZM212 124V123H211ZM236 124V123H235ZM248 123H245L244 125H246ZM25 125V123H24ZM48 125V124H47ZM59 125V124H58ZM101 125V123H100ZM103 125H104V122H103ZM216 125V124H215ZM243 125V126H244ZM249 125V124H248ZM247 125V126H248ZM252 126V124H250ZM255 125V124H254ZM264 125V124H263ZM14 126V124H13ZM249 126V127H251ZM1 127V126H0ZM3 127V126H2ZM1 127V129H2ZM4 127H5V124H4ZM11 128V126H9ZM52 127H57V126H52ZM68 127V126H66ZM80 127V126H78ZM98 127V126H96ZM107 127H108V123H107ZM112 127V126H111ZM141 127V126H140ZM7 128V127H6ZM114 128V127H113ZM113 128H109V129H113ZM138 127H136V129L134 130H130L131 131V135H132V144H129L131 146L127 147V148H124L123 151L120 150L119 152H123V164H121L122 169H120L119 171H117V177L115 178V180L113 182H109V178H108V167L109 165L107 164V161L109 159H111L112 157H109L108 153L104 156H101V153L100 157H104L102 159H99V158H96L98 154H96L95 156V159H92L93 161L89 162L90 164L89 167L85 165V169L86 167L88 168L87 171L84 169L83 170V173L81 172V174L79 173V177L81 175L84 174V172L86 171V175L84 176H94L95 177V187H93L92 189H88V188H85L84 187H79V186H76L75 184H77L74 180L76 174H73L72 172H70L68 169L71 168V166H68V165H71L69 163H66L65 161V157H61L63 159H60V162H58L56 164L53 163L52 167L50 168L51 171L50 172H53V173H56L60 178L61 180L63 181V183L69 187V192L70 194H64V195H61V198H59V200H57L56 203H54V206L50 209V211H45V212H40L41 210H44V209H41L40 211H38L37 209L35 208H32V207H23L22 205L19 204V202L17 201L16 203H13V207H11V210L10 212L8 211H3L1 206H0V224H1V227L3 228V230H1L0 232H2L0 234V263H4L5 259L9 260V258L11 257H20L18 255L24 253V252H28L30 253L29 255H34L35 257H40L42 259H44V261H48V262H51V263H55V264H120L119 262H122L124 261L123 264L125 263H128L131 259V253L132 252H129L130 250V246L132 245H129L127 247V245L129 244L127 240H130V236L133 237L132 234V231H135L133 229L136 228L135 225H133L131 222V218L130 216H127L125 219V223L126 224H121L122 222L118 223L119 221H117L118 219H115V218H110L108 219L110 216H108V218L104 215V209L101 208V209H98L99 205L100 204H103L104 202H109V200H112L114 201L116 198H120V197H117L120 193L122 192H125L126 194L128 193H133L134 191H136L138 193V200L136 202H132V204H130V206H126L127 210H130V208L132 209L133 206H135V204H137L139 207V210L141 211V213H146L145 215L147 216V219H148V222L150 220L152 221H155L154 216L160 218V220H164V222L161 223L164 225H162L163 227L158 231V232H151V233H147V235H145V239L139 243V250H140V255H139V261H136L140 263V261L143 263V264H173L174 262L176 261H173L176 257V259L178 260H182L185 264H264V247L262 248L261 247H256L253 246L255 243L254 241V235L253 234H249L248 236H244V233L243 232V229L239 228L237 229L235 232H231L232 235H233V238L235 237H244L245 239V242L247 244H243V242H236V241H233L234 243V246L233 244H230V243H227L233 247H236V248H231L229 245H226V242H229L227 240V236L226 235H229L227 234V230L224 229V228H218L217 225H218V222H219V219H220V216H221V210H223L224 208H232L234 209L237 205L236 203H239L237 202L236 200V195L234 193V189L236 188V185H238L237 187L241 186V189L245 190L246 192L250 191L252 188V185H251V182H250V173L253 172L251 170H253L252 166H253V163L256 164V158H255V155L256 154H264V137L260 139L262 141H258V138L255 139V137H257L256 135L259 134L256 132L252 133V131L254 130L251 129L252 131L250 133H252V139L251 140H247L245 136L243 137H238V136H235V135H232V136H228L229 138L225 139V140H222V141H209V142H204L203 140V136L199 135V134H196L194 135L193 134V137L190 139V141L188 142H185L182 140L181 137H178V140H180L179 144L178 145H174L175 147L172 148L168 154V159H164L163 157H158L160 156V154L158 156H156L154 153V156L157 157V160H154L153 158V161L155 162H151L150 165H147V163L145 162L146 161V157L143 158V150H142V145L143 143L145 142L144 140L147 139L145 138V135H147V132L145 128V131L143 130L140 131L139 129H137ZM168 128V127H167ZM206 128V127H205ZM212 128V127H211ZM252 128V127H251ZM264 128V127H263ZM5 129V128H3ZM44 129V128H42ZM41 129V131H43ZM58 129V128H56ZM60 129V128H59ZM58 129V130H59ZM90 129H93V128H90ZM97 129V128H96ZM98 129H101V128H98ZM106 129V127L104 128ZM248 129V128H246ZM261 131H264V129L260 128ZM10 131V129H7ZM6 130V131H7ZM67 130V129H66ZM65 130V131H66ZM167 130V129H166ZM192 130V129H191ZM37 131H40V130H37ZM57 131V130H56ZM82 131V130H81ZM99 131V130H98ZM96 131L97 133H94V134H99L98 136H100L103 132H98ZM106 131V130H105ZM114 130H111L109 132H112ZM129 130H127L128 132ZM196 131V130H195ZM256 131V130H255ZM44 132L46 133V131L44 130ZM43 132V133H44ZM69 132V131H68ZM67 132V133H68ZM108 132V131H107ZM172 132V131H171ZM176 132V131H175ZM191 132V131H190ZM205 132V131H204ZM207 132V131H206ZM222 132V131H221ZM258 132H260L258 130ZM3 133H7V132H3ZM3 133H0V134H3ZM15 133V132H14ZM54 133V132H53ZM59 133V132H58ZM155 133V132H154ZM154 133H150L149 134H154ZM165 133V132H164ZM200 133V132H199ZM220 133V132H219ZM88 133H86L87 135ZM168 134V133H166ZM217 134V133H216ZM236 134V133H235ZM245 134V133H244ZM5 135V134H4ZM3 135V136H4ZM10 135H13V134H10ZM36 135H37V132H36ZM46 135V134H45ZM61 135V134H59ZM66 135V134H65ZM114 135V133H113ZM112 135V136H113ZM130 135V136H131ZM164 135V134H163ZM211 135V134H210ZM238 135V134H237ZM8 135H6L5 137H7ZM16 136V137H17ZM70 136V134H69ZM68 136V137H69ZM72 136V135H71ZM90 136H93V133L92 135ZM97 136V137H98ZM154 136V135H153ZM159 136V135H158ZM240 136V135H239ZM260 136H262V134H260ZM2 137V136H1ZM4 137V138H5ZM33 137V136H32ZM64 135L63 138L64 139ZM67 137V136H66ZM103 137V136H102ZM109 135L108 134H105L104 135V142L105 141H108L110 138H108ZM117 137V136H116ZM220 137V136H219ZM79 138V137H78ZM86 137H83L82 139H84ZM91 138V137H89ZM95 138V137H94ZM100 138V137H99ZM98 138V140H99ZM112 138V137H111ZM119 138V137H118ZM145 138V139H144ZM189 138V137H188ZM2 139V138H1ZM18 139V141H19ZM26 139V140H27ZM30 139V138H29ZM33 139V138H32ZM62 139V140H63ZM108 139V140H107ZM131 140V138H129ZM153 139V138H152ZM160 139V138H159ZM210 139V138H209ZM222 139V138H221ZM220 139V140H221ZM13 140H16V139H13ZM22 140V139H21ZM20 140V142H21ZM24 140V139H23ZM26 140H24L23 142H26ZM47 140V139H45ZM49 140V139H48ZM64 140H68V139H64ZM79 140V139H78ZM129 140V141H130ZM149 140V139H148ZM212 140V139H210ZM17 141V140H16ZM44 141V140H42ZM55 141V140H54ZM85 141V140H83ZM88 141V139H87ZM94 141V140H93ZM113 141V140H112ZM155 141V140H154ZM175 141V142H177ZM35 142H40V141H35ZM101 142V141H99ZM110 143H113L111 141H108ZM124 142V140H123ZM131 142V141H130ZM149 142V141H148ZM1 143V142H0ZM28 143V142H27ZM46 143V142H45ZM44 143V144H45ZM66 144L65 145H68V142L66 141L65 142ZM97 143V142H96ZM103 143V142H102ZM158 143V142H156ZM155 143V144H156ZM178 143V142H177ZM193 144L192 146L190 144ZM3 143H1L2 145ZM21 144V143H20ZM26 144V143H25ZM30 144H33L30 142ZM36 144H39V143H36ZM34 144V145H36ZM48 144V143H47ZM50 144V143H49ZM64 144V142L62 143ZM70 144V143H69ZM92 144V143H91ZM98 144V143H97ZM101 144V143H100ZM108 143L105 144V146L107 145ZM122 144V143H121ZM154 144V143H153ZM152 144V146H153ZM163 144V143H162ZM0 145V146H1ZM93 145H96V144H93ZM92 145V146H93ZM124 145V144H122ZM126 145V144H125ZM157 145V144H156ZM155 145V147H156ZM191 147H190V146ZM26 146H29V145H26ZM64 146V145H63ZM102 146V145H101ZM119 146V145H118ZM128 146V145H126ZM172 146V145H171ZM5 147V145L3 146ZM2 147V148H3ZM32 147V146H31ZM35 147V146H34ZM44 147V146H43ZM51 147V145H50ZM49 147V148H50ZM64 147H67V146H64ZM96 147V146H95ZM115 147V146H114ZM160 147V146H159ZM97 148V147H96ZM105 148V147H104ZM120 148V147H119ZM121 148H123L121 146ZM120 148V149H121ZM151 148V147H150ZM6 149H8V147H6ZM34 149V148H33ZM43 149V148H42ZM52 149V148H51ZM72 150V148H70ZM106 149V148H105ZM108 149V148H107ZM144 149V148H143ZM153 149V148H151ZM170 149V148H169ZM5 150V149H4ZM26 150V149H25ZM50 150V149H49ZM90 150V149H89ZM156 150V149H155ZM157 150H160V149H157ZM167 150V149H166ZM3 150H1L2 152ZM30 150H28L29 152ZM51 151V150H50ZM69 150H67L66 152H68ZM104 151V150H103ZM107 151V150H106ZM150 151V150H149ZM164 151L161 149V152ZM168 151V150H167ZM4 152V151H3ZM13 152V151H12ZM21 152V151H20ZM27 152V151H26ZM27 152V154H28ZM88 152V151H87ZM97 152V151H96ZM7 153H10L7 152ZM50 153V155H52L51 152H48ZM59 153V152H58ZM61 153V152H60ZM120 153H117L119 155H121ZM150 153V152H149ZM151 153H152V150H151ZM3 154H6V153H3ZM46 154V153H45ZM43 154L44 156H42L41 154V158L38 160L39 163H43L45 160H46V155ZM94 154V153H93ZM157 154H158V151H157ZM163 154V152H162ZM7 155V154H6ZM5 155V156H6ZM10 155V154H8ZM23 155L24 153L22 152L21 154H19V156L17 157V161L16 162H8V164L5 165V167L3 166L2 169L3 170V173L5 176V178L7 179L6 181H9V182H13L14 181H18L20 180V178H22V175H23V167H21L19 165V161L22 160L23 158ZM49 155V157H50ZM76 155V154H75ZM98 155V157H99ZM114 155V154H113ZM254 155V156H253ZM26 156V155H25ZM68 155H66L67 157ZM145 156V155H144ZM2 157V156H1ZM13 157V155H12ZM10 157V158H12ZM57 157H59V155L57 154ZM114 157V156H113ZM118 157V156H117ZM122 157V156H121ZM165 157V156H164ZM263 157V156H262ZM9 158V157H7ZM33 158V157H31ZM68 158V157H67ZM88 158V157H87ZM116 158V157H115ZM166 158V157H165ZM37 159V158H36ZM51 159V158H50ZM90 159V158H88ZM119 159V157H118ZM145 159V161H144ZM148 159H151V158H148ZM151 159V160H152ZM259 159V158H258ZM14 160V159H12ZM28 160V159H27ZM31 160V159H30ZM48 160V158H47ZM86 160V159H85ZM91 160V159H90ZM113 160V159H112ZM115 160V159H114ZM263 160V159H261ZM10 161V160H9ZM26 161V160H25ZM29 161V160H28ZM121 159H119V161H117V159L115 160V164L116 162H120ZM2 162H4V160H2ZM24 162V161H23ZM30 162V161H29ZM36 162V161H35ZM48 162V161H47ZM111 162V161H109ZM108 162V163H109ZM260 162V160H259ZM264 162V160H263ZM6 163V161H5ZM25 163V162H24ZM83 163V162H82ZM3 164V163H2ZM26 164V163H25ZM50 164V163H49ZM55 164V165H54ZM74 164V163H72ZM77 164V163H76ZM85 164V163H84ZM110 164V163H109ZM112 164V163H111ZM110 164V165H111ZM119 164V163H118ZM260 164V163H258ZM256 164V165H258ZM34 165V163H33ZM256 165H255V168H256ZM24 166V165H23ZM47 166V165H45ZM50 166V165H49ZM74 166V165H72ZM78 166V165H76ZM151 166V167H149ZM259 166V165H258ZM257 166V167H258ZM262 166V165H260ZM25 167V166H24ZM32 167V166H31ZM37 167V164L36 166ZM112 167V165H111ZM110 167V168H111ZM114 167V165H113ZM33 168V167H32ZM81 168V167H79ZM117 168V166L115 167ZM1 169V168H0ZM72 169V168H71ZM32 170V169H30ZM36 169H33V171L35 172ZM46 170V169H45ZM77 170V169H76ZM112 171V170H111ZM109 171V172H111ZM116 171V170H115ZM114 171V172H115ZM135 171V173H138L141 177V179H138L140 181H134L132 179V173ZM26 172V171H24ZM77 172V171H76ZM113 172V171H112ZM31 173V172H29ZM47 173V172H46ZM2 174V172H1ZM28 174V173H27ZM43 174V173H42ZM48 174V173H47ZM50 174V173H49ZM115 174V173H114ZM111 175V174H110ZM113 175V174H112ZM135 175V174H134ZM180 175H184L186 178L185 179H180ZM49 176H53V175H49ZM56 176V177H58ZM183 176V177H184ZM28 177V176H27ZM115 177V176H114ZM114 177L111 178L114 179ZM135 177V176H134ZM138 177V176H137ZM25 178V177H24ZM78 178V177H77ZM91 178V177H90ZM27 179V178H25ZM88 179V178H87ZM136 179V178H134ZM44 180V179H43ZM46 180V179H45ZM83 181H85L84 179H82ZM21 181V180H20ZM78 181V180H76ZM54 182V181H53ZM61 182V181H60ZM5 183V182H4ZM7 183V182H6ZM5 183V184H6ZM23 183V182H22ZM21 183V184H22ZM27 183V182H26ZM25 183V184H26ZM62 183V182H61ZM20 184V185H21ZM24 184V183H23ZM51 184V183H50ZM63 184V185H64ZM93 184V183H92ZM10 185V184H9ZM27 185V184H26ZM85 185V184H84ZM17 186V185H16ZM19 186V185H18ZM17 186V187H18ZM22 186V185H21ZM39 186V185H38ZM54 186V185H52ZM59 187V186H58ZM205 187H211V188H214L216 189V193L214 192L212 196H214V194L216 195L215 199H214V203L210 204V206H208V201L206 199V194H204L205 196H201L200 193H202L204 190ZM24 188V187H23ZM31 188V187H30ZM52 188V187H51ZM55 188H57L55 186ZM59 188H62V187H59ZM91 188V187H90ZM8 190L7 191H10L9 188H7ZM25 189V188H24ZM207 189V188H206ZM4 192L6 189H3ZM19 190H23V189H19ZM61 190V189H60ZM13 191V190H12ZM18 191V190H17ZM36 191V190H35ZM34 191V192H35ZM49 191V190H48ZM242 191V190H241ZM57 191H55L56 193ZM243 192V191H242ZM8 193V192H6ZM11 193V192H10ZM19 193V192H18ZM51 192H46L44 193L43 197L41 198L40 197V206H44L45 204H50V201L51 199H54V198H51ZM65 193V192H64ZM90 193V194H88ZM136 193V194H137ZM205 193V192H204ZM249 193V192H248ZM105 194V197H102L101 195ZM127 194V195H128ZM129 194V195H130ZM1 195V194H0ZM4 196V194H2ZM7 195V194H5ZM14 195V194H13ZM208 195V194H207ZM248 195V194H247ZM246 195V196H247ZM41 196V195H40ZM60 196V195H59ZM201 196V197H200ZM6 197V196H5ZM4 197V198H5ZM58 197V195H57ZM182 197H186V198H193L192 200L193 201H199V203H202V206L200 207V209L198 210H201L199 212H207L206 214L207 215H204L206 216L205 218L207 219L206 222H207V227H209L211 230L213 231H206L205 232V239L203 238L202 240L204 241H199V237L198 241H194L192 240L191 241V245L189 242L186 241V239L184 238H181V239H175L177 238L176 237V234H185V233H182L183 231L185 232L187 227H189L188 223H186L188 221V217H190V208L189 210L187 209L185 214L183 213L182 217L178 218L177 217V220H175L176 216H175V213L177 214V212L179 213V210L181 209V206H182ZM252 196H250L251 198ZM18 198V197H16ZM129 198V197H128ZM20 199V198H19ZM56 199V198H55ZM6 200V198H5ZM118 200V199H116ZM120 200V199H119ZM9 201V199L7 200ZM12 201V200H11ZM9 201V202H11ZM14 201V200H13ZM16 201V200H15ZM56 201V200H55ZM54 201V202H55ZM189 201V200H187ZM196 201V202H197ZM202 201V202H201ZM250 201V200H249ZM249 201H247V203H249ZM20 202L23 203V201L20 200ZM31 202V201H30ZM107 202V203H108ZM116 202V201H114ZM121 202V201H119ZM34 203V202H33ZM52 203V202H51ZM105 203V204H107ZM208 203V204H207ZM10 204V203H9ZM104 204V206H105ZM109 204V203H108ZM107 204V205H108ZM114 204V203H113ZM112 204V206H113ZM2 205V204H1ZM53 205V204H52ZM246 205V206H245ZM243 206H245L248 214L250 217H257V218H261L263 219L264 218V200H261L260 198H254L249 204H245ZM7 206V205H6ZM11 206V205H10ZM47 206V205H46ZM44 206V207H46ZM114 206H117L114 205ZM235 206V207H234ZM35 207V206H34ZM43 207V208H44ZM103 207V206H101ZM110 207V206H109ZM124 207V206H122ZM136 207V206H135ZM234 207V208H233ZM238 207V206H237ZM9 208V207H7ZM105 208V207H104ZM112 208V207H110ZM114 208V207H113ZM117 208V207H116ZM125 208V207H124ZM125 208V210H126ZM199 208V207H198ZM47 209V207H46ZM106 209H109L108 207ZM115 209V208H114ZM116 210V209H115ZM122 210V209H121ZM124 210V209H123ZM244 210V209H243ZM132 211V210H130ZM182 211V210H181ZM189 211V212H188ZM193 211V210H191ZM117 212V211H116ZM184 212V211H183ZM195 211H193L191 214H193ZM203 212V213H204ZM233 212V211H231ZM114 213V212H113ZM129 213V212H128ZM117 215V214H116ZM115 215V216H116ZM129 215V214H128ZM241 215V214H240ZM112 216V215H111ZM124 216V217H125ZM145 216V217H146ZM175 216V217H174ZM180 216V215H179ZM203 216V215H202ZM22 217L23 219H25L24 221L26 222L23 223L25 224L26 226L24 227V229H18L16 227V222L17 220H20ZM119 217V215H118ZM137 217V216H136ZM140 217V216H139ZM247 217V216H245ZM20 218V219H18ZM120 218V217H119ZM152 218V219H150ZM108 219V220H107ZM146 219V218H145ZM146 219V220H147ZM172 220L171 223H167V224H164L165 223V220ZM179 219L181 221H179ZM251 219V218H250ZM159 220V219H158ZM200 220V219H199ZM249 220V219H248ZM147 223V221H145ZM169 222V221H168ZM140 223L141 220H140ZM145 223V224H146ZM192 223V222H191ZM259 223V222H258ZM139 224V223H138ZM244 224V223H243ZM256 224V223H255ZM142 225V224H139V226ZM232 225V224H231ZM262 225V224H261ZM135 226V228H133ZM146 226V225H144ZM260 226V225H259ZM192 227V226H191ZM202 227V226H201ZM214 227H216L215 229H213ZM1 228V229H2ZM142 228L143 225H142ZM190 228V227H189ZM203 228H206V227H203ZM201 228V229H203ZM208 228V229H209ZM218 228V229H217ZM230 228V227H229ZM264 228V227H262ZM261 228V230H262ZM258 229V228H257ZM150 230V229H149ZM198 230V229H197ZM138 231V230H137ZM188 231V230H187ZM186 231V232H187ZM203 231V230H201ZM215 231V232H214ZM148 232V231H147ZM245 232V231H244ZM251 232V231H250ZM254 232V231H253ZM203 233V232H202ZM230 233V232H229ZM246 233V232H245ZM255 233V232H254ZM135 234H138V233H135ZM187 234V233H186ZM139 235H143V234H139ZM188 237V236H187ZM231 235H229V239H230ZM254 237V238H253ZM129 238V239H128ZM136 239V238H135ZM134 239V240H135ZM138 239V238H137ZM142 239V238H141ZM208 239H211V241H209ZM227 240L224 242V240ZM232 239V238H231ZM215 240V241H213ZM232 241V240H231ZM238 241V240H237ZM261 241V240H260ZM132 242V241H131ZM134 242V241H133ZM239 243L235 246L236 243ZM263 242V241H262ZM261 242V243H262ZM135 243V242H134ZM137 243V242H136ZM135 243V244H136ZM225 243V244H224ZM232 243V242H231ZM188 244L190 246H192V244L196 247V252H195V249L194 251L191 252V250H188V252H186V247L188 246ZM223 245H226V246H223ZM194 246H192L194 248ZM127 247V250L122 252L120 251L121 249ZM189 248V247H188ZM191 249V248H190ZM190 251V252H189ZM127 252V253H126ZM189 253V254H187ZM200 253H203L201 255H203L202 257H204L203 259L205 260V262L201 263L203 260L201 259V255H199ZM133 255V254H132ZM22 256V255H21ZM31 258V256H30ZM34 258V257H33ZM38 258V259H40ZM18 259V258H17ZM21 259V258H20ZM175 259V260H176ZM12 260V259H11ZM9 260V261H11ZM27 260V259H26ZM134 260V259H133ZM8 261V263H9ZM18 261V260H17ZM31 261H35L36 260H31ZM40 262V261H39ZM131 262V261H130ZM134 261H132L133 263ZM121 263V264H122ZM135 263V264H136ZM183 263V264H184ZM16 264V263H15ZM21 264V263H20ZM37 264H40V263H37ZM44 264V263H43ZM175 264V263H174ZM178 264H181V263H178Z\"/></svg>", "mask_w": 264, "mask_h": 264}]
</instances>
